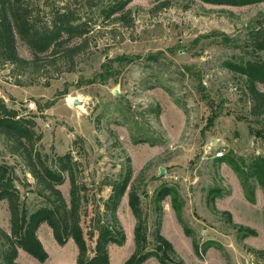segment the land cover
Listing matches in <instances>:
<instances>
[{"label":"rangeland","instance_id":"rangeland-1","mask_svg":"<svg viewBox=\"0 0 264 264\" xmlns=\"http://www.w3.org/2000/svg\"><path fill=\"white\" fill-rule=\"evenodd\" d=\"M22 1L41 26L62 5L89 23L86 36L71 42L86 40L72 57L59 50L40 54L34 67L0 66V97L36 122L34 148L49 157L71 151L78 161L76 179L88 187L85 237L95 200L109 193L96 187L129 160L130 182L146 215L147 249H154L158 217L171 243L169 251L163 249L171 261L160 255L163 260L152 256L143 264H264V254L254 252L264 249V190L253 168L256 156H264V117L250 114L248 79L229 66L264 60L251 45L253 28L264 22V1L231 6L169 0L153 9L161 0H132L123 21L104 18L86 0ZM16 49L20 57H32L18 36ZM28 101L35 108H27ZM8 141L0 134V163L13 167L14 183L31 211L41 199ZM69 187L66 175L59 185L66 201ZM163 188L171 194L154 203ZM128 190L117 209L126 238L121 246L109 245L110 264H123L134 248ZM0 228L10 233L6 200L0 201ZM37 236L48 258L39 262L19 249V264H75L71 239L58 245L46 223Z\"/></svg>","mask_w":264,"mask_h":264},{"label":"trees","instance_id":"trees-1","mask_svg":"<svg viewBox=\"0 0 264 264\" xmlns=\"http://www.w3.org/2000/svg\"><path fill=\"white\" fill-rule=\"evenodd\" d=\"M89 5L96 6L100 15L109 19L115 17L127 20V5L132 0H86ZM209 4L243 6L264 0H200ZM105 2V3H104ZM104 3V4H103ZM169 0H161L153 9L166 7ZM119 14L115 16V14ZM128 22V21H127ZM89 23L80 20L75 11L67 5L56 8L51 14L49 22L39 25L29 17V12L22 0H0V66L10 64L15 69L25 65L36 66L39 56L49 52L55 54L63 50L64 54L72 57L86 43H71L76 38L85 37ZM16 36L23 40L29 48L32 57H20L16 49ZM251 45L254 51L264 53V22L259 23L252 30ZM232 70L248 79L245 91L249 99V112L255 118L264 117V91L257 85L264 86V60L258 59L242 65H229ZM15 84L20 85L19 80ZM49 107V104L45 108ZM214 115L209 117L211 122ZM36 122L19 115L18 109L8 106L0 97V134L11 142V152L16 154L34 179L32 191L41 199L42 205L29 210L25 200L21 197L15 185L17 179L10 164L0 163V201L6 200L9 210L10 233L0 228V264H19L16 261L18 250L21 249L39 262H44L48 254L43 248L37 229L46 223L51 229L56 243L63 246L71 239L77 249L75 264H110L109 245H123L125 242L124 228L117 215L120 200L127 188V200L130 211L135 218L133 228L134 248L123 264H143L152 256L160 257L159 251L171 249V243L160 232V218L155 220L152 233L154 249L148 250L147 221L141 207L137 189L131 185L132 168L128 162L122 165L119 173L113 178H104L96 187L97 193L102 187H108L109 193L103 198L95 200L92 216L87 223L86 237L82 229V218L87 215L85 192L88 187L84 181H77L75 168L77 159L71 151L62 155L49 157L34 148L38 138L35 131ZM221 159L220 157H217ZM253 163L254 174L264 190V156L257 155ZM68 177L69 201H66L59 185ZM171 194L168 188L161 189L156 195V201ZM174 195V194H173ZM156 211L159 208L155 206ZM178 222L186 235H190L188 227L179 209H175ZM91 240L93 245L87 241ZM192 246L197 245L192 239ZM263 255V250L254 251Z\"/></svg>","mask_w":264,"mask_h":264},{"label":"water","instance_id":"water-1","mask_svg":"<svg viewBox=\"0 0 264 264\" xmlns=\"http://www.w3.org/2000/svg\"><path fill=\"white\" fill-rule=\"evenodd\" d=\"M73 103L75 104V105H80V104H82V102L80 101V100H78V99H74V101H73ZM162 170V169H161ZM162 172V171H161ZM160 255L163 257V258H165L166 260H168V261H171L172 259L168 256V254L166 253V251H161L160 252Z\"/></svg>","mask_w":264,"mask_h":264},{"label":"built area","instance_id":"built-area-1","mask_svg":"<svg viewBox=\"0 0 264 264\" xmlns=\"http://www.w3.org/2000/svg\"><path fill=\"white\" fill-rule=\"evenodd\" d=\"M26 106H27V108H29V109H33V108H35V104H34L33 101H28V102L26 103ZM216 156H218V157L222 156V152H221V151L217 152V153H216Z\"/></svg>","mask_w":264,"mask_h":264}]
</instances>
